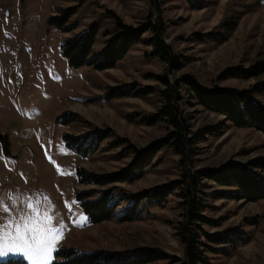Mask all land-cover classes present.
I'll return each instance as SVG.
<instances>
[{"label":"rangeland","instance_id":"rangeland-1","mask_svg":"<svg viewBox=\"0 0 264 264\" xmlns=\"http://www.w3.org/2000/svg\"><path fill=\"white\" fill-rule=\"evenodd\" d=\"M64 15H69L65 22L54 19ZM119 22L159 27L178 66L155 54L152 27L113 68L69 63L62 49L66 40L96 27L90 57L97 58L120 31ZM263 60L264 0H0V199L9 206L3 211L8 218L27 211L34 227H63L58 250L149 248L169 257L146 264H179L185 258L180 232L187 200L180 194L191 175L220 170L231 160L264 157L263 132L236 127L206 110L184 81L190 78L206 88H255L254 97L264 104V73L246 77L233 71L249 70ZM161 76L172 84L169 99ZM116 88L129 94L109 98ZM168 103L186 122L191 146L183 153L164 147L134 182L80 183L78 167L86 174L119 172L136 150L167 137L175 129L162 113ZM89 133L105 138L83 157L65 135ZM175 181L183 183L134 221L90 223L77 198L80 190L115 188L129 195ZM199 190L197 196L207 206L202 214L213 222L204 224V230L243 237L228 253L225 244L203 238L210 246L203 247L207 264H264V200L232 199L226 193L235 188L207 179ZM29 203L39 210L33 212ZM10 257L31 264L19 254L5 259Z\"/></svg>","mask_w":264,"mask_h":264},{"label":"trees","instance_id":"trees-1","mask_svg":"<svg viewBox=\"0 0 264 264\" xmlns=\"http://www.w3.org/2000/svg\"><path fill=\"white\" fill-rule=\"evenodd\" d=\"M68 17L69 15H64L61 19H54L65 22ZM117 25L120 31L108 42L102 55L97 58L92 59L90 57L97 34L96 27L66 40L62 49L69 63L74 67L89 64L98 70L113 68L122 57L142 41L143 35L150 31L152 27L148 24L143 28H135L121 22ZM67 29L71 30L72 27ZM152 30H154V34L150 43L155 47V54H159L171 66L177 67L178 62L171 55V48L163 42L159 27L153 26ZM233 71L236 75L258 76L264 73V60L249 70L236 68ZM160 79L168 87L164 95L169 99L172 84L165 76H161ZM184 82L188 86L192 98L206 110L223 116L225 122H229L236 127L252 128L264 133V104L254 97L255 88H206L190 78H186ZM118 90L119 92H116ZM262 91L264 93V85ZM118 94L124 96L128 95L129 92L116 88L110 91L108 97H114ZM162 113L168 117L170 124L175 127L167 137L159 139L142 150H136V156L130 165L119 172L106 175L86 174L82 167H78L80 183L106 186L115 183L134 182L144 175L158 152L164 147L172 146L178 153H183L188 146L194 143V140L188 138L189 129L186 122L178 117L177 109L171 103L167 104ZM65 138L70 147L85 157L94 153L105 137L102 135L94 136V134L89 133L82 136L66 134ZM202 179L210 180L224 187L235 188L234 191L226 193V196L232 199L247 202L264 200V157L246 163L231 160L220 170H198L191 175L190 184L180 194L187 200L184 202L186 219L181 223L180 232L182 241L185 244V258L179 260V264L208 263L205 259L206 255L203 247L208 248L210 246L202 240L203 238L216 244H225L228 248L223 251L226 253L243 241V237L239 233L215 232L210 234L204 230V224H212L213 222L202 214L207 206L200 202L201 199L197 196L202 186ZM182 183L175 181L129 195L116 193L115 188L101 192L95 189L80 190L77 193V198L80 200L82 209L90 223L97 224L114 218L121 222H127L140 219L146 207L166 201L167 197ZM55 256L56 258L52 264H146L169 257L168 254L162 251L149 248L80 252L72 247L60 248ZM0 264H27V262L20 257H10L0 262Z\"/></svg>","mask_w":264,"mask_h":264},{"label":"snow or ice","instance_id":"snow-or-ice-1","mask_svg":"<svg viewBox=\"0 0 264 264\" xmlns=\"http://www.w3.org/2000/svg\"><path fill=\"white\" fill-rule=\"evenodd\" d=\"M2 152V149H0ZM9 207L0 199V262L10 255H22L31 264H52L53 251L58 250V242L62 239L63 227L39 228L31 226L32 215L24 211L15 218H8L6 211ZM33 212L38 206L28 204ZM45 219L51 220L50 216ZM82 223V220H78Z\"/></svg>","mask_w":264,"mask_h":264}]
</instances>
